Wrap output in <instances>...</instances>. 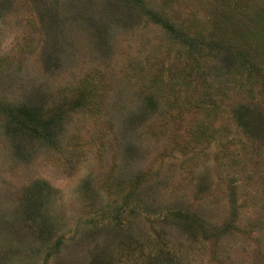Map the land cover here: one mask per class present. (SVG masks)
I'll use <instances>...</instances> for the list:
<instances>
[{
	"label": "rangeland",
	"instance_id": "374dc122",
	"mask_svg": "<svg viewBox=\"0 0 264 264\" xmlns=\"http://www.w3.org/2000/svg\"><path fill=\"white\" fill-rule=\"evenodd\" d=\"M0 264H264V0H0Z\"/></svg>",
	"mask_w": 264,
	"mask_h": 264
}]
</instances>
